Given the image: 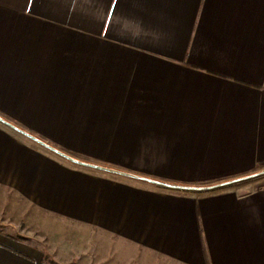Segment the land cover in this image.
<instances>
[{"label":"crops","instance_id":"crops-1","mask_svg":"<svg viewBox=\"0 0 264 264\" xmlns=\"http://www.w3.org/2000/svg\"><path fill=\"white\" fill-rule=\"evenodd\" d=\"M0 115L77 159L166 182L263 171L264 0H0ZM51 220L81 231L66 240L82 251L56 248ZM113 246L141 264H264V177L168 190L0 125V264H107Z\"/></svg>","mask_w":264,"mask_h":264},{"label":"water","instance_id":"water-1","mask_svg":"<svg viewBox=\"0 0 264 264\" xmlns=\"http://www.w3.org/2000/svg\"><path fill=\"white\" fill-rule=\"evenodd\" d=\"M0 124L4 125L5 127L11 129L12 131H14L16 133L22 135L23 137L29 139L30 141H32L35 144L39 145L40 147L46 149L47 151H50L51 153L55 154L56 156L60 157L61 159L65 160V161H67L73 165H76L78 167H82V168H86L89 170H94V171H98V172H102L105 174L114 175V176H118V177H122V178H127V179H131V180H135V181L148 183V184H151V185H154L156 187L163 188V189L176 190V191H182V192H193V193H208V192L218 191L221 189L231 187L233 185L253 181V180L264 177V170H263V171H259L257 173L245 176V177L225 181V182L218 183V184L211 185V186H204V187H195V186H188V185L166 182V181L154 179L151 177H146V176H142L139 174L131 173L128 171L115 169V168L107 167L104 165H100V164L84 161L81 159H77V158L71 156L70 154L62 151L61 149H59V148L51 145L50 143L44 141L43 139L39 138L38 136L32 134L31 132L18 127L17 125H15L12 122L5 119L2 115H0Z\"/></svg>","mask_w":264,"mask_h":264},{"label":"rangeland","instance_id":"rangeland-1","mask_svg":"<svg viewBox=\"0 0 264 264\" xmlns=\"http://www.w3.org/2000/svg\"><path fill=\"white\" fill-rule=\"evenodd\" d=\"M0 125L2 127H4L2 124H0ZM42 132H44L46 134L51 133V131H42ZM70 148L77 149V150H83V151L87 152L84 149V147H70ZM83 151H81V152H83ZM89 153L92 155H95L97 157L104 158V159H110L111 158V160H112V158H115V157H117V158L122 157L121 155L115 156V155H112L111 153H109V154H107L105 152L101 153V152H99L98 149H93V151H89ZM104 159H102V160H104ZM105 162L108 164H113V165L121 166L124 168H128L130 170H136L138 172L141 171V172H145V173L152 171L150 169H154V165L156 164V163L132 162V161H119V162L105 161ZM43 228L45 231L50 232V234H55L53 236V239L55 241L53 244L56 248H59L63 251H66V249L71 250V251H67L68 253H73L72 250H74V251L78 250L79 252L82 251L80 248L82 247L83 243L71 245L70 243H72V242L69 243V241L66 240V234L68 235L67 232H69V230L66 231L67 228L65 226L58 225V224H56V222H54V220H51V221H49V224L48 225L45 224ZM69 229H71V228H69ZM12 232H14V234H18V236H22V235L25 237L28 236L26 234V231L23 229H20V228L18 230L14 229V231H12ZM54 232H57V233H54ZM69 234L72 237H76V240H81L82 236L83 237L85 236L84 234L81 233V231L79 233H76V234L75 233L72 234L69 232ZM94 237H92L93 240L91 241L90 245H89V243H85V245H87L86 246L87 249H89V250H93L94 247L98 246V244H99L98 241H95L96 239H94ZM38 242L41 245L42 241H38ZM111 250H112L111 253L109 251V257L107 258V260H109V261L107 264H119L120 262H121V264L124 262L125 263L127 262L130 264L134 260H135L134 261L135 264H141V262H142V259L140 257L134 258L133 253H131L129 250H126V249L121 248L119 246H116V247L113 246V248ZM87 259H89V258H87V257L82 258L81 264L86 263ZM91 259H93V258H91ZM59 264H62V263H60V261H59Z\"/></svg>","mask_w":264,"mask_h":264},{"label":"trees","instance_id":"trees-1","mask_svg":"<svg viewBox=\"0 0 264 264\" xmlns=\"http://www.w3.org/2000/svg\"><path fill=\"white\" fill-rule=\"evenodd\" d=\"M3 116V115H2Z\"/></svg>","mask_w":264,"mask_h":264}]
</instances>
